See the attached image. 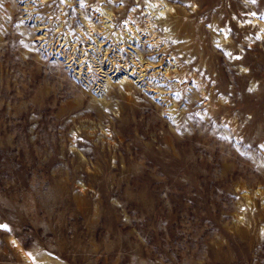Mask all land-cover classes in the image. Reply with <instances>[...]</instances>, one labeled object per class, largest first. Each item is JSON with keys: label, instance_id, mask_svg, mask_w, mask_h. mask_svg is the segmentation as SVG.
Returning a JSON list of instances; mask_svg holds the SVG:
<instances>
[{"label": "rangeland", "instance_id": "374dc122", "mask_svg": "<svg viewBox=\"0 0 264 264\" xmlns=\"http://www.w3.org/2000/svg\"><path fill=\"white\" fill-rule=\"evenodd\" d=\"M0 264H264V0H0Z\"/></svg>", "mask_w": 264, "mask_h": 264}, {"label": "snow or ice", "instance_id": "6c2138e0", "mask_svg": "<svg viewBox=\"0 0 264 264\" xmlns=\"http://www.w3.org/2000/svg\"><path fill=\"white\" fill-rule=\"evenodd\" d=\"M253 2H255V0H253ZM0 227H7V226H0Z\"/></svg>", "mask_w": 264, "mask_h": 264}, {"label": "bare ground", "instance_id": "6f19581e", "mask_svg": "<svg viewBox=\"0 0 264 264\" xmlns=\"http://www.w3.org/2000/svg\"><path fill=\"white\" fill-rule=\"evenodd\" d=\"M52 263V262H51ZM51 263H49V264H51Z\"/></svg>", "mask_w": 264, "mask_h": 264}]
</instances>
